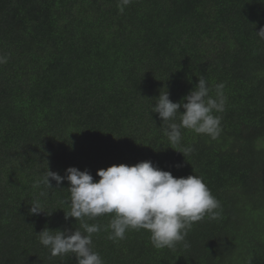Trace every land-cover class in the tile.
I'll list each match as a JSON object with an SVG mask.
<instances>
[{"label": "trees", "instance_id": "obj_1", "mask_svg": "<svg viewBox=\"0 0 264 264\" xmlns=\"http://www.w3.org/2000/svg\"><path fill=\"white\" fill-rule=\"evenodd\" d=\"M261 27L264 0H132L123 11L119 0H0V264H76L37 237L81 225L65 219L69 181L38 184L47 168L98 181V169L144 160L202 176L220 215L193 223L189 247L172 249L154 248L144 229L109 239L114 214L85 218L101 225L92 240L104 264H264ZM200 76L210 95L225 85L222 132L181 129L175 150L152 106L166 91L186 102ZM37 199L46 213L30 214Z\"/></svg>", "mask_w": 264, "mask_h": 264}, {"label": "clouds", "instance_id": "obj_2", "mask_svg": "<svg viewBox=\"0 0 264 264\" xmlns=\"http://www.w3.org/2000/svg\"><path fill=\"white\" fill-rule=\"evenodd\" d=\"M130 3L132 0H119L120 10L123 11ZM256 33L260 39H264V27ZM7 62L8 56L0 55V65ZM224 87L223 83L215 85V95H210L212 90L208 81L200 76L198 83L184 97L186 102H173L168 91L160 92L151 112L158 113L166 125L164 135L170 147L177 150L173 146L181 145V129H190L212 139L220 136L222 117L216 113L225 111L227 97ZM181 107L183 112L179 111ZM177 113H180L179 123L175 122ZM178 151L186 156L193 149L189 146ZM97 175L100 179L94 181L87 169L81 171L70 166L61 176L47 168L38 181L46 188H53L51 180L57 186L63 180L69 181L70 201L66 203H70L71 207L69 212H65V219L73 217L81 221L80 228L74 231L45 227L37 233L39 242L50 250L52 256L71 253L76 257V264H104L100 254L93 250L92 240L93 234L101 231V225L89 224L85 218L94 220L114 214L108 225L111 229L109 239L122 240L128 230L144 229L150 232L154 248L172 249L181 242H184L185 248L189 247L186 237L193 223L203 220L205 216L216 219L220 215V202L199 175L177 178L150 160L133 165L113 164L106 169H98ZM46 195L45 191H41V197ZM29 212L37 215L45 212L39 199L31 204Z\"/></svg>", "mask_w": 264, "mask_h": 264}]
</instances>
